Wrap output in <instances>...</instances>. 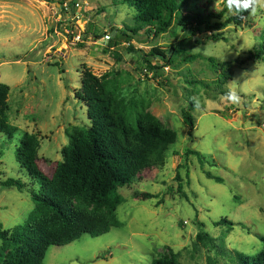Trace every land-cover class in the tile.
Returning a JSON list of instances; mask_svg holds the SVG:
<instances>
[{
  "label": "rangeland",
  "instance_id": "obj_1",
  "mask_svg": "<svg viewBox=\"0 0 264 264\" xmlns=\"http://www.w3.org/2000/svg\"><path fill=\"white\" fill-rule=\"evenodd\" d=\"M121 1L0 0V83L9 88L8 123L18 129L11 139L0 133V181L26 185L21 192L0 186V224L5 230L23 225L33 209L30 193L38 190L15 160L23 133L39 137L37 165L50 177L62 160L67 132L88 124L86 107L75 97L85 66L97 77L109 74L125 99L143 102L162 126L176 132L177 142L164 166L118 189L123 198L116 211L119 228L51 246L42 264H150L168 258L170 250L178 264H242L236 253L254 256L262 249L258 236H264V57L250 56L264 43V9L247 12L238 25L201 33L178 28L154 37L138 32L132 40L136 50L159 47L173 60L167 65L156 57L153 62L161 69L153 77L141 73L140 60L127 45L108 48L106 34L114 37L113 29L127 32L134 24V10ZM197 5L223 12L219 20H209L210 26L235 15L226 0ZM88 26L96 31L79 49L81 39L73 38ZM179 47L183 53L175 55L173 48ZM190 57L195 59L187 61ZM209 58L231 64V77L222 88ZM229 88L241 97L239 104L226 99ZM189 102L195 106L191 132L181 115ZM186 150L202 154L203 163L186 156ZM204 171L222 183L207 179ZM139 193L156 198L137 199ZM223 218L235 224L231 230L213 226ZM196 219L215 240L214 249L195 245Z\"/></svg>",
  "mask_w": 264,
  "mask_h": 264
},
{
  "label": "trees",
  "instance_id": "obj_2",
  "mask_svg": "<svg viewBox=\"0 0 264 264\" xmlns=\"http://www.w3.org/2000/svg\"><path fill=\"white\" fill-rule=\"evenodd\" d=\"M40 1L51 3L53 0ZM199 1L122 0V4L134 10V24L127 28V32L113 29L116 31L114 37L106 34L110 37L108 48L127 45L128 53L137 54L141 73L156 77L161 68L154 64V59L165 60L167 65L173 60L167 58V52L159 47H153L148 52L136 50L132 40L138 32L144 31L147 36L154 37L174 33L178 28L201 33L211 27L223 28L229 23L238 25L247 15L244 12L228 18L225 23L210 26L209 20H219L223 12H208L205 6L197 5ZM75 5L72 7L74 12L77 9ZM94 31L93 26H88L77 35L81 39L76 44L77 48L82 49ZM94 38L99 39V36L95 35ZM181 49L173 48L174 54L183 53ZM250 56L263 60L264 43L259 49H254ZM194 59L190 57L187 61ZM208 62L218 76L215 81L219 85L217 87L222 88L231 77V64L219 63L214 58H209ZM195 83L203 84L201 81ZM8 92V86L0 83V133L11 139L18 129L8 123ZM75 97L86 107L88 124L73 127L67 132L68 143L62 149V160L56 164L50 177L41 172L37 165L40 139L36 134L24 132L16 147L17 164L30 180L38 184V190L30 193L33 209L23 225L5 230L0 224V264H42L51 246L68 245L84 235L97 238L111 229L119 228L121 224L116 211L123 198L118 189L131 186L142 172L164 166L169 148L177 142L176 132L162 126L143 102L125 99L120 86L109 74L97 77L82 66L80 88ZM194 107L189 102L188 109L181 113L183 123L190 132L194 129L191 115ZM185 155H193L200 164L205 159L194 150H186ZM204 175L207 179L222 183L220 177L210 172L204 171ZM0 186L19 192L26 188L20 180L10 178L0 181ZM177 192L184 197L180 185ZM135 196L142 200L156 198L150 193ZM194 225L198 229L195 245L214 249L215 240L204 231V224L196 219ZM234 225L226 218L213 223L214 227L225 226L229 230ZM258 239L262 249L254 256L236 253L242 264H264V236H258ZM150 264H178V261L176 254L170 250L168 258L156 259Z\"/></svg>",
  "mask_w": 264,
  "mask_h": 264
},
{
  "label": "clouds",
  "instance_id": "obj_3",
  "mask_svg": "<svg viewBox=\"0 0 264 264\" xmlns=\"http://www.w3.org/2000/svg\"><path fill=\"white\" fill-rule=\"evenodd\" d=\"M226 6L232 14L242 15L244 12H248L250 15H255L259 10L264 9V0H226ZM226 99L233 103L239 104L241 97L232 88H229L225 93ZM194 103L199 107V100H194Z\"/></svg>",
  "mask_w": 264,
  "mask_h": 264
},
{
  "label": "built area",
  "instance_id": "obj_4",
  "mask_svg": "<svg viewBox=\"0 0 264 264\" xmlns=\"http://www.w3.org/2000/svg\"><path fill=\"white\" fill-rule=\"evenodd\" d=\"M75 6L78 7L77 4H76ZM105 38L108 40L110 37H108V36L105 35ZM74 40L79 41V40H80V37H79V36H76V37L74 38Z\"/></svg>",
  "mask_w": 264,
  "mask_h": 264
}]
</instances>
